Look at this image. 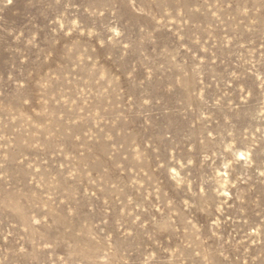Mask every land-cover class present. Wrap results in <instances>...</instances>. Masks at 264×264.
<instances>
[{"label":"rangeland","instance_id":"obj_1","mask_svg":"<svg viewBox=\"0 0 264 264\" xmlns=\"http://www.w3.org/2000/svg\"><path fill=\"white\" fill-rule=\"evenodd\" d=\"M0 264H264V0H0Z\"/></svg>","mask_w":264,"mask_h":264}]
</instances>
